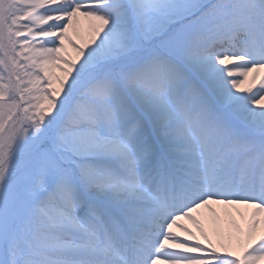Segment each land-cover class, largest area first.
Returning a JSON list of instances; mask_svg holds the SVG:
<instances>
[{
	"label": "snow or ice",
	"instance_id": "snow-or-ice-1",
	"mask_svg": "<svg viewBox=\"0 0 264 264\" xmlns=\"http://www.w3.org/2000/svg\"><path fill=\"white\" fill-rule=\"evenodd\" d=\"M262 262L264 0H0V264Z\"/></svg>",
	"mask_w": 264,
	"mask_h": 264
},
{
	"label": "bare ground",
	"instance_id": "bare-ground-1",
	"mask_svg": "<svg viewBox=\"0 0 264 264\" xmlns=\"http://www.w3.org/2000/svg\"><path fill=\"white\" fill-rule=\"evenodd\" d=\"M83 26L86 28V26H87L86 22H84ZM69 50L71 51V48ZM202 212H203L202 219L204 220L205 228L209 231L210 235L212 236L213 242L214 243H218L219 242V237L212 230V224H211V221L209 219V214L206 212V210H202ZM236 219L238 221H240L241 223H243V221L241 220V218L238 215L236 216ZM182 222L187 224L190 228H192L193 231H196V228L192 224L191 221H189L187 219H184ZM177 231H179V229H177ZM197 235L199 236L198 232H197ZM262 264H264V262H262Z\"/></svg>",
	"mask_w": 264,
	"mask_h": 264
}]
</instances>
